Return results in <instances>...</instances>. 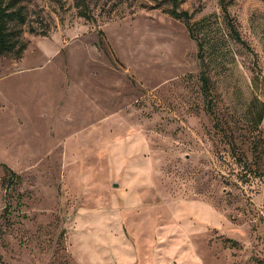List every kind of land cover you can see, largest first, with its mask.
I'll list each match as a JSON object with an SVG mask.
<instances>
[{
    "label": "rangeland",
    "instance_id": "obj_1",
    "mask_svg": "<svg viewBox=\"0 0 264 264\" xmlns=\"http://www.w3.org/2000/svg\"><path fill=\"white\" fill-rule=\"evenodd\" d=\"M79 1L0 56V264H264V0Z\"/></svg>",
    "mask_w": 264,
    "mask_h": 264
},
{
    "label": "trees",
    "instance_id": "obj_2",
    "mask_svg": "<svg viewBox=\"0 0 264 264\" xmlns=\"http://www.w3.org/2000/svg\"><path fill=\"white\" fill-rule=\"evenodd\" d=\"M171 4V8L169 10L170 15L174 18L183 20L188 32L192 37L195 36V33L192 28V24L189 22L191 14L187 10L178 9L177 6L180 0H165ZM222 10L224 13L225 10V1L219 0ZM75 6L78 7V12L80 15L88 16L87 13L80 7V1L75 0ZM28 8L26 2L23 0H0V56L10 55L13 57H20L23 52L26 41L23 37L24 31H28L29 33H40L45 34L44 30H37L34 25L28 23ZM226 16V14H225ZM229 24L230 34L236 40L243 42L238 36L237 31L231 23ZM197 56L200 64V80L201 86L204 91L208 90V79L205 75V69H203L204 61L202 57V44L197 41ZM5 166V165H3ZM11 174V176H15V173L8 167H6ZM12 180V179H10Z\"/></svg>",
    "mask_w": 264,
    "mask_h": 264
},
{
    "label": "crops",
    "instance_id": "obj_3",
    "mask_svg": "<svg viewBox=\"0 0 264 264\" xmlns=\"http://www.w3.org/2000/svg\"><path fill=\"white\" fill-rule=\"evenodd\" d=\"M205 203V202H204ZM206 204V203H205ZM210 209V211L212 210L213 211V209H211V208H209ZM83 230V229H82Z\"/></svg>",
    "mask_w": 264,
    "mask_h": 264
}]
</instances>
